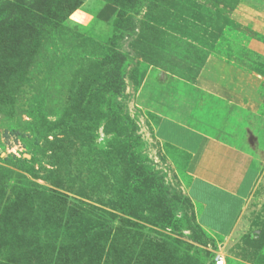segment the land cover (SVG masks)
Wrapping results in <instances>:
<instances>
[{
  "label": "rangeland",
  "instance_id": "rangeland-1",
  "mask_svg": "<svg viewBox=\"0 0 264 264\" xmlns=\"http://www.w3.org/2000/svg\"><path fill=\"white\" fill-rule=\"evenodd\" d=\"M247 6L264 16V0H0V264H264V168L231 235L207 229L190 153L137 100L152 68L260 95Z\"/></svg>",
  "mask_w": 264,
  "mask_h": 264
},
{
  "label": "crops",
  "instance_id": "crops-1",
  "mask_svg": "<svg viewBox=\"0 0 264 264\" xmlns=\"http://www.w3.org/2000/svg\"><path fill=\"white\" fill-rule=\"evenodd\" d=\"M243 10L262 19L256 29L264 32V16L252 6ZM148 91L150 105L142 100ZM245 92L243 99L205 80L152 68L137 94L143 108L161 117L159 136L190 153L186 192L202 206L201 225L224 236L233 232L264 168V91ZM163 93L165 110H159Z\"/></svg>",
  "mask_w": 264,
  "mask_h": 264
},
{
  "label": "trees",
  "instance_id": "trees-1",
  "mask_svg": "<svg viewBox=\"0 0 264 264\" xmlns=\"http://www.w3.org/2000/svg\"><path fill=\"white\" fill-rule=\"evenodd\" d=\"M115 12H116L115 5L112 3H108L101 9L99 16L101 19H107V18L111 17ZM175 75H177V74H175ZM177 76H179V75H177ZM179 77H181V76H179ZM181 78H183V77H181Z\"/></svg>",
  "mask_w": 264,
  "mask_h": 264
}]
</instances>
